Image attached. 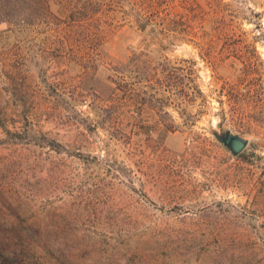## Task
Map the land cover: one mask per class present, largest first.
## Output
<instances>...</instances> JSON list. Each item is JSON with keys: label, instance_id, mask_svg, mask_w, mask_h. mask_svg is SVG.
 Returning <instances> with one entry per match:
<instances>
[{"label": "rangeland", "instance_id": "1", "mask_svg": "<svg viewBox=\"0 0 264 264\" xmlns=\"http://www.w3.org/2000/svg\"><path fill=\"white\" fill-rule=\"evenodd\" d=\"M50 11L0 23L8 264H264V0Z\"/></svg>", "mask_w": 264, "mask_h": 264}, {"label": "trees", "instance_id": "2", "mask_svg": "<svg viewBox=\"0 0 264 264\" xmlns=\"http://www.w3.org/2000/svg\"><path fill=\"white\" fill-rule=\"evenodd\" d=\"M56 0H0V23L10 21H35L36 19H42L48 14L51 15L52 3ZM92 14H98L96 12ZM89 12L83 10L81 12L80 19H86L89 17ZM237 157H240L237 156ZM10 246L0 244V264L9 263V255L4 253L10 250Z\"/></svg>", "mask_w": 264, "mask_h": 264}, {"label": "water", "instance_id": "3", "mask_svg": "<svg viewBox=\"0 0 264 264\" xmlns=\"http://www.w3.org/2000/svg\"><path fill=\"white\" fill-rule=\"evenodd\" d=\"M212 133L216 139L231 152L234 157L239 156L249 144V138L238 133H234L230 130H226L222 133L217 130H213Z\"/></svg>", "mask_w": 264, "mask_h": 264}]
</instances>
